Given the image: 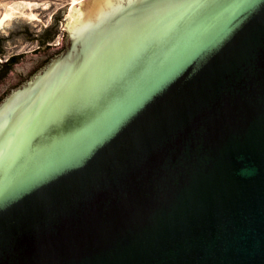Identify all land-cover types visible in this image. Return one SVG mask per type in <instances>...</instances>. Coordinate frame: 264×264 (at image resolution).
<instances>
[{
  "label": "water",
  "instance_id": "obj_1",
  "mask_svg": "<svg viewBox=\"0 0 264 264\" xmlns=\"http://www.w3.org/2000/svg\"><path fill=\"white\" fill-rule=\"evenodd\" d=\"M76 8L0 81V264H264V0Z\"/></svg>",
  "mask_w": 264,
  "mask_h": 264
},
{
  "label": "rangeland",
  "instance_id": "obj_2",
  "mask_svg": "<svg viewBox=\"0 0 264 264\" xmlns=\"http://www.w3.org/2000/svg\"><path fill=\"white\" fill-rule=\"evenodd\" d=\"M21 1L35 3L33 12L38 16V19L29 21L25 18H17L7 27L0 29V59L14 55L22 57L35 53L36 40L32 35L49 33L56 25L57 19L63 14L68 13V19L72 2L82 0H0V13L8 5ZM68 22L71 23V19ZM66 23L61 28L62 41L67 39Z\"/></svg>",
  "mask_w": 264,
  "mask_h": 264
},
{
  "label": "bare ground",
  "instance_id": "obj_3",
  "mask_svg": "<svg viewBox=\"0 0 264 264\" xmlns=\"http://www.w3.org/2000/svg\"><path fill=\"white\" fill-rule=\"evenodd\" d=\"M83 1V0H82ZM81 1H73L70 7L69 17L73 23H76L79 17V10L76 8ZM35 3L30 2H17L12 5H8L6 9L0 13V29L7 27L14 19L25 18L26 20L33 21L38 19V16L34 14Z\"/></svg>",
  "mask_w": 264,
  "mask_h": 264
},
{
  "label": "flooded vegetation",
  "instance_id": "obj_4",
  "mask_svg": "<svg viewBox=\"0 0 264 264\" xmlns=\"http://www.w3.org/2000/svg\"><path fill=\"white\" fill-rule=\"evenodd\" d=\"M46 29H47V27H46ZM36 37H38L37 35H36ZM47 39H45V41H46ZM43 42V41H42ZM46 43V42H45ZM46 48L47 49H49V48H52V46H48L47 44H46ZM57 50H61L62 48H63V46L61 47V45H60V47H55ZM18 56H20V55H14V56H10L8 59H6L5 61H1L0 60V81L1 80H3L7 75H8V73H9V71L11 70V68L13 67V65L17 62V59H18ZM32 73V72H31ZM28 75H24L22 78H21V80L23 79V80H25L26 79V77H27ZM20 82V80L18 81V83ZM17 83V84H18ZM17 84H13V85H9L1 94H0V100L2 99V98H4L5 96H7L8 95V93H10L11 92V90H12V88H15L16 86H17Z\"/></svg>",
  "mask_w": 264,
  "mask_h": 264
},
{
  "label": "trees",
  "instance_id": "obj_5",
  "mask_svg": "<svg viewBox=\"0 0 264 264\" xmlns=\"http://www.w3.org/2000/svg\"><path fill=\"white\" fill-rule=\"evenodd\" d=\"M53 36H49L46 40V44L49 46L50 43H52Z\"/></svg>",
  "mask_w": 264,
  "mask_h": 264
}]
</instances>
